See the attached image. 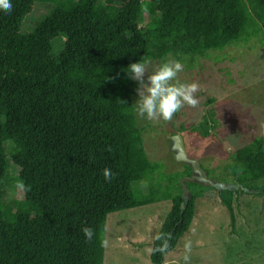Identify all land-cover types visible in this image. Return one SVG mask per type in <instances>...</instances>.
Here are the masks:
<instances>
[{"label": "trees", "instance_id": "obj_1", "mask_svg": "<svg viewBox=\"0 0 264 264\" xmlns=\"http://www.w3.org/2000/svg\"><path fill=\"white\" fill-rule=\"evenodd\" d=\"M37 1L56 5L23 33ZM10 2V12L0 11V264H104L108 215L170 201L150 257L165 264L192 225L196 201L216 190L186 182L192 198L182 208L180 180L192 168L166 173L151 161L137 120L138 84L124 70L170 56L190 66L240 40L263 41L264 0ZM142 5L150 22L140 27ZM56 37L65 39L58 56ZM210 127L205 118L191 131L207 138ZM11 167L13 184L29 190L6 203ZM224 169L240 191L264 195V134ZM140 182L154 185L142 194ZM238 191L217 192L233 230ZM84 227L94 230L91 241Z\"/></svg>", "mask_w": 264, "mask_h": 264}, {"label": "rangeland", "instance_id": "obj_2", "mask_svg": "<svg viewBox=\"0 0 264 264\" xmlns=\"http://www.w3.org/2000/svg\"><path fill=\"white\" fill-rule=\"evenodd\" d=\"M55 5L37 1L24 18L22 32H32ZM140 16V27L150 22L147 13ZM52 46L54 55H60L65 39L53 38ZM210 54V58L196 57L190 66L183 64L177 76L180 83L200 85L197 107L185 105L170 122L141 120L138 116L137 120L151 161L161 163L164 172L184 169L171 151L172 135L182 134L189 157L198 160L212 180L231 185L225 166L232 163L236 150L264 134V40H240L222 52ZM170 60L175 59L170 56L150 62L145 83L149 74ZM138 100L139 95L135 103ZM205 118L214 126L207 138L191 131ZM183 128L185 131L179 133ZM17 175L11 167L6 176V203L23 199V192L12 181ZM259 184L263 185L264 180ZM153 185L140 182L134 188L147 194ZM237 190L235 229L217 191L208 192L197 200L192 225L176 249L166 255V264H264V195L242 192L238 186ZM171 207L170 201H162L160 205L108 215L104 264H153L150 250Z\"/></svg>", "mask_w": 264, "mask_h": 264}, {"label": "clouds", "instance_id": "obj_3", "mask_svg": "<svg viewBox=\"0 0 264 264\" xmlns=\"http://www.w3.org/2000/svg\"><path fill=\"white\" fill-rule=\"evenodd\" d=\"M12 7L10 0H0V11L10 12ZM142 11L147 13V7L142 5ZM149 63L150 61L141 58L140 62L132 63L124 70L130 79L139 82L137 89L139 100L135 103L139 119L156 121L162 119L170 122L185 105L193 108L198 106L199 99L196 93L200 90V85L197 82L180 83L177 80L178 73L183 71V64L180 61L164 62L156 71L147 76L148 83H145L144 78L145 73L148 72ZM104 178L108 181L113 178L111 169H104ZM17 188L21 192L29 190L23 183H18ZM82 231L88 241L93 239L95 233L92 228L84 227ZM187 247L189 246L186 245ZM187 259L186 256L185 260Z\"/></svg>", "mask_w": 264, "mask_h": 264}, {"label": "water", "instance_id": "obj_4", "mask_svg": "<svg viewBox=\"0 0 264 264\" xmlns=\"http://www.w3.org/2000/svg\"><path fill=\"white\" fill-rule=\"evenodd\" d=\"M171 143H172L171 151L175 154L176 161L182 164H186L192 168V175L183 177L181 179L183 209L186 207L187 202L192 198L191 191L188 188L186 182H194L206 187H212L217 192H222L226 190L235 191L237 189L236 184L230 185L225 182H218L212 180L208 176V172L203 168L201 163L198 160L189 157L187 153L184 137L182 134L172 135Z\"/></svg>", "mask_w": 264, "mask_h": 264}, {"label": "crops", "instance_id": "obj_5", "mask_svg": "<svg viewBox=\"0 0 264 264\" xmlns=\"http://www.w3.org/2000/svg\"><path fill=\"white\" fill-rule=\"evenodd\" d=\"M210 192H212V191H210ZM210 192H209V193H210ZM206 194H208V192L205 193L204 196H205ZM202 197H203V196H202ZM202 197H200V198H202ZM196 202H197V201H196ZM160 204H162V202H160V203H156V205H160ZM221 204H222V203H221ZM196 211H197V209H196ZM118 243H119V242H118ZM118 243H117V244H118ZM152 247H153V245H152ZM150 252L152 253V249L150 250ZM165 258H166V257H165ZM165 264H166V262H165Z\"/></svg>", "mask_w": 264, "mask_h": 264}]
</instances>
